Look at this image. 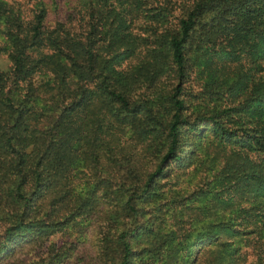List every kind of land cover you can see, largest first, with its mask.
I'll return each mask as SVG.
<instances>
[{
  "label": "trees",
  "instance_id": "trees-1",
  "mask_svg": "<svg viewBox=\"0 0 264 264\" xmlns=\"http://www.w3.org/2000/svg\"><path fill=\"white\" fill-rule=\"evenodd\" d=\"M11 1L0 0V264H166L174 240L188 244L183 221L173 216L175 230L155 234L140 205L170 164L189 166L195 150L184 132L207 131L233 145L220 187L238 206L198 230L188 264H264V212L254 205L264 199V0H65L54 23L43 0L26 9ZM225 62L245 93L226 96L209 77ZM187 97L204 110L189 114ZM248 116L256 123L237 122ZM126 128L128 138L159 135L144 170ZM122 136L133 144L125 163L115 153ZM102 157L123 175L122 192L105 190L106 201L98 190L116 180ZM90 230L95 251L77 257L76 236ZM217 231L239 239L215 244ZM151 234L150 246L135 247Z\"/></svg>",
  "mask_w": 264,
  "mask_h": 264
},
{
  "label": "rangeland",
  "instance_id": "rangeland-1",
  "mask_svg": "<svg viewBox=\"0 0 264 264\" xmlns=\"http://www.w3.org/2000/svg\"><path fill=\"white\" fill-rule=\"evenodd\" d=\"M31 1L32 0H13L11 3L15 2L26 9L30 7L29 2ZM43 1L48 9L50 23H54L58 20L57 17L63 16L62 12L67 8V2H64L65 0ZM57 1H59L58 7H56ZM70 2L75 3L76 0H71ZM0 66L3 68L6 67L7 61L0 58ZM235 68L234 62H225L224 69L215 67L214 70L209 69L208 72L209 77L214 79L213 81L222 89V92L226 96L230 91L234 90L236 92L239 91V93H245V90L241 91L243 80L240 81V78H236V75H234V72L236 71ZM199 83L201 84V81H199ZM194 88L197 89V86L194 85ZM187 99L190 101L189 114L204 110V106L198 105L199 101L195 98L187 97ZM209 105L210 104L207 105L205 110L210 111L213 109V106L210 105L211 108ZM114 113L110 114L112 115ZM242 121L247 123L246 126L256 123V120L251 116L240 118L237 122L242 124ZM151 126L152 125L150 124L147 125V127ZM207 128L210 129L209 126H207ZM127 129L128 128L125 129L124 133ZM127 133L128 131L124 135V138H128ZM145 135H150V138L144 137ZM186 137L190 141V144H192V148L195 150L193 157L188 162L189 166L187 168H178L174 164H170L167 169L169 170V177L159 181L161 188H157L158 191L153 195V199L141 203L140 205L142 208V221L144 220L147 226H152L151 228L155 234L165 235L171 230H175V227L172 225L173 216L178 217L183 221V229H179V236L183 238V236L187 235L189 240L187 241L188 244L183 243L181 238L180 240H174L169 246L168 258L165 257L166 264H188L190 257L198 249V247L193 246L197 236L200 234L198 233V230H200L204 224L211 223L212 225H215L228 219L237 211L236 207L238 206L236 205L237 199L235 197L221 196L222 189L220 187L221 170L227 157L231 154L233 145L220 143L210 131H207L203 138H195L193 137V134L184 132V138L188 143ZM124 138L122 136L119 143V146L123 148V155L120 153V150H115V153L119 155L120 160H124L122 163H125V158L128 152L132 150L133 146L132 143L129 145L128 143L126 144ZM128 139L136 141L134 142V152L136 157V159L134 157V160H136V166H141L144 170L149 165L151 158L161 147L159 135L157 133L144 131L138 134L131 131ZM80 161L81 159L78 158L75 161V164L80 171V176L83 177L84 170ZM101 162L106 170L109 171L110 176L116 180L105 185L103 189L98 190V193L102 194L105 197L104 201H106L108 195H106L107 193H105V190H114V195L118 194V192H122L123 188H121L117 182L121 180L120 178L123 175L113 173L116 168L113 169L114 164L109 159L102 157ZM84 182H86V179L82 180V187H86ZM90 190L96 191L94 186H90ZM108 194H110L109 191ZM217 194H219L218 197L220 199H217ZM261 202H264V199L257 200L254 204L259 206V215L261 212H264ZM108 207L113 209L111 206ZM108 207L106 206L103 209H108ZM96 217L97 218H94L91 223L93 228L102 221V215L97 213ZM235 224L242 223L237 219ZM216 233L219 236L215 244L218 245L220 243H232L239 239L232 233L223 234L220 231H217ZM92 234L93 232L91 230L88 231L86 235L87 238L81 241H77L78 237L76 236L74 243L75 250L73 253L77 257H91L93 255V252L95 251L93 245L95 239ZM72 238L74 239V236ZM52 240H55L58 244H61L62 242V238L60 237H56ZM153 240L152 234L149 237L141 236L134 241L135 247L141 249L150 246ZM215 249L216 248H213V250ZM222 256L226 263L227 253L222 254ZM31 258L32 257H28L25 260L28 261Z\"/></svg>",
  "mask_w": 264,
  "mask_h": 264
}]
</instances>
